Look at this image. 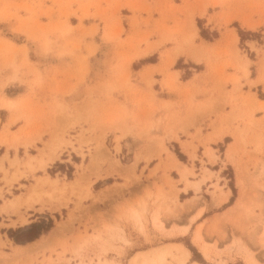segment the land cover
Segmentation results:
<instances>
[{"label":"rangeland","instance_id":"obj_1","mask_svg":"<svg viewBox=\"0 0 264 264\" xmlns=\"http://www.w3.org/2000/svg\"><path fill=\"white\" fill-rule=\"evenodd\" d=\"M153 1L0 0V71L9 70L1 86H33L42 99L23 103L29 127L0 147L6 154L0 164V264H128L130 255L116 244L127 242L114 222L125 193L140 200L157 193L154 216L161 209L167 223L183 225L189 208L206 207L207 199L220 204L229 191L228 201L205 212L211 216L195 230L206 254L193 243L195 232L190 240V234L163 238L158 231L162 241L182 243L149 249L147 264L159 248L166 250L161 264L178 262L179 245L193 247L192 259L201 262L194 264H264V0ZM208 4L218 11L208 13ZM145 61L159 63L132 70ZM32 65H41L43 74ZM178 133L187 139L180 147L168 142ZM126 140L128 152L122 150ZM45 177L59 186L77 179L76 188L48 195L49 183L38 184ZM181 180L194 193L178 194ZM205 181L211 185L201 190ZM34 185L37 193L27 199ZM15 197L17 209L4 211ZM35 203L48 210L28 211ZM49 220V230L63 226L41 233L42 242L29 248H18L9 236L11 229L27 237L36 230L32 223ZM111 222L95 237L88 233ZM174 231L169 234L181 233Z\"/></svg>","mask_w":264,"mask_h":264},{"label":"crops","instance_id":"obj_2","mask_svg":"<svg viewBox=\"0 0 264 264\" xmlns=\"http://www.w3.org/2000/svg\"><path fill=\"white\" fill-rule=\"evenodd\" d=\"M151 1L154 2L153 0H151ZM173 1L175 4L183 3V0H173ZM211 7H212L211 4H208V6H206V11L208 13H210L209 9ZM213 11H218V7H214ZM123 15L128 16L129 13H123ZM153 16L156 17V15H154V14H153ZM123 20L125 23L127 22V19H123ZM194 20H195V18H194ZM153 53H155V50L145 53L144 55H142L138 59L134 60V63L136 61H139L140 58H144L146 56L152 55ZM29 60L33 61L32 59H29ZM158 63H159V61H156V62L145 61V62H142L136 68H132V70L134 72L139 73V72L145 71L149 68L156 67ZM132 64H133V62H132ZM31 68H34L35 70H37L41 74H43V71H42L43 67L41 65L40 66L32 65ZM7 76H9V70L0 71V147L3 146V149H5V145H6L4 139L8 140V141L9 140L12 141L14 137H16V136L19 137L21 135V133L29 127V123L27 122L26 117H25L26 115L24 116L25 112H24V109L22 107L23 103H31L32 100L34 101L36 99L38 102H40V103L42 102L41 95L37 94V88H35L33 86L30 88L29 86L21 85L20 83H18L16 81L6 82L3 86H1L2 82L4 80H6ZM153 76L155 79H158L156 74H154ZM250 79H254V76L251 77ZM137 85H139L142 88L144 87L143 83L138 81V80H137ZM2 94H4V95L2 96ZM65 97H66L65 100L69 101V102H73L76 100V98L73 96H65ZM162 99H165V101H167L170 98L168 99V96H163ZM6 104H10L11 107H6ZM189 131L192 132L193 130H189ZM178 136H179V139L177 141L175 140V138H171L170 140H168V142L169 143L176 142L177 146L180 147V145H181L180 142L185 141L187 139L184 137V133H178ZM41 138L42 139H49L47 134H43ZM218 141L219 140L215 141V143L217 144ZM230 142H232V141H230ZM129 143H131V142H129L128 140H126V142L122 143V150L123 151L125 150L126 152H128L129 149H128V146L126 144H129ZM34 145L38 146V147L42 146L41 141H39V140H35ZM135 145H138V142ZM30 148H33V146L30 145L28 149H30ZM19 149H23V146H21V144L17 145V150H19ZM132 149H134V147ZM132 149H130L131 158L133 157L132 154L134 151ZM198 150H200V147H198ZM225 150H226V148H225ZM11 152H14L13 147H9V149H8V153L10 154ZM143 153H146V149L143 151ZM4 154L5 153H3L2 155H4ZM63 154L65 156H67L66 152H64ZM153 159H155V158H152L151 161H154ZM64 160H67V157ZM143 162H144L143 160H139L137 163V168L141 167L143 165ZM189 164H190V161L188 160L185 164L187 166V168H190ZM145 173H147V171H145ZM19 183L30 184L31 182H20L19 181ZM205 185L206 186L208 185L210 187L211 184H209V181H205L204 183L201 184V190H204ZM14 187L17 188L18 186H14ZM177 188L179 189L178 194H180V192L181 193H187L188 190L193 191L192 187H186V189L184 190V181H182V180L177 182ZM227 191L228 190L226 188H223V192H227ZM193 193H194V191H193ZM193 193L190 196L185 197L184 201L190 200L193 197ZM155 195L151 196L152 198L149 200L146 198H143L140 200L139 198H137L135 196H130L127 193H125L123 195V198H120V200H119L120 202L124 203V206L120 210L119 214L116 215L117 217L115 218L114 222L119 223V226L123 232V237L127 243L118 242L116 244H118L123 249L124 255H130L129 258L133 257L137 253H144V252L148 251L149 249H153L156 247H160V246H164V245H168V244H180V243H182V242L177 241V240H171V241H164L163 240L162 241L161 237H160L161 235H159L158 231L164 232L165 236L163 238L175 237V236L176 237H184V236H186V234L187 235L190 234V240H191L192 234L195 232V230L200 225L203 226L202 224H203L204 220L206 221L207 218H209L211 216V214L205 216V212L209 211L213 207H219L221 204L228 201L229 196H230V191L227 194L226 200L220 204L211 205V202L208 201V199H207L206 207L202 206V205H196V206L189 208L188 211L185 214H183L181 217L183 222H184L183 225L178 224L177 222H172V221H169V223H167L168 220L163 218L164 217L163 211L161 209L158 210L157 218H158V221L161 222V224L163 225L162 228L156 226V224L158 222L153 220V217L155 215V211H157L156 210L157 205L160 201V200H156V203L152 204V201L155 198ZM177 199H178V197H177ZM184 201H182V202H184ZM143 205L145 207L144 210H142V208H141ZM98 206L101 207L100 204H98ZM39 208H40L39 204L35 203L33 205V209L30 208V209H28V211H33L34 213H42V212H45L48 210V209H46V207H45V209H42V210H39ZM140 208H141V210H140ZM134 209L136 210L137 213H139V215L135 214V212L133 211ZM199 209H200V212H199ZM214 213H216V212H214ZM113 214H115V212H112V215ZM112 215H109L104 219L109 221L113 217ZM39 216H35L34 218H31L30 221L37 220ZM100 222H101V219L99 218V224L102 225V223H100ZM114 222H111L109 224H105V225H103V227L99 226V228H96V231H93V232H92V229L89 228L88 233H92L93 237H95L98 230H101L102 232H104L106 227L111 226ZM172 223L177 224L179 226H181V225L185 226L186 227L185 233L169 234V232H175L173 229ZM79 228H81V227H79ZM53 229H54V227L48 231L49 233L48 232L47 233L50 234V232ZM42 233H44V232H42ZM45 235L46 234H40V236H38L34 240L28 241V242L23 243V244L15 243L14 245L17 247L21 246L23 248H29L34 243H41L42 241H41L40 237L45 236ZM94 241H97V239H94ZM191 255H192V252L190 250H188V255H187L186 260L183 264H194V261L199 262L196 259H192ZM127 259L128 258H126V260ZM166 260H169L168 256L166 257ZM228 260L229 259H226L227 262L230 261V260L229 261ZM231 262H233V261H231ZM199 263H201V262H199ZM173 264H179V263L175 262Z\"/></svg>","mask_w":264,"mask_h":264},{"label":"bare ground","instance_id":"obj_3","mask_svg":"<svg viewBox=\"0 0 264 264\" xmlns=\"http://www.w3.org/2000/svg\"><path fill=\"white\" fill-rule=\"evenodd\" d=\"M6 157V154H4V155H1L0 156V164L3 162V159ZM174 162L175 161H173V164H174ZM41 164H40V166H43V164L44 163H42V162H40ZM176 163H177V161H176ZM181 164V163H180ZM180 164L178 163V165L180 166ZM177 165V164H176ZM175 166V165H174ZM176 167V166H175ZM181 167V166H180ZM79 178H80V176H78ZM40 179V178H39ZM77 181V179H75V181L73 180V182L71 183V184H68V186L66 185V184H64V185H61V186H59V185H57V184H55V181H53V180H50V178H48V177H45V178H42V179H40L39 180V183L38 184H41V183H49V186H50V192H48V195H50L51 193H53V192H64L65 190H71L72 188H76V182ZM38 184H37V186H38ZM70 185V186H69ZM73 185H75L74 187H73ZM77 185H78V183H77ZM37 186H33L32 187V189H31V192H29V194H28V197H26L27 199H29L30 197H31V194L34 192V193H37V191H36V189H37ZM196 188H199L198 187V185L196 186ZM16 199L14 200V199H12V200H10L8 203H6V207L5 208H3L4 209V211H5V209L7 208V207H9V208H12L13 210L12 211H14V210H16L17 209V205L19 204V198L18 197H15ZM226 198V197H225ZM224 200V199H223ZM192 201V200H191ZM193 203V202H192ZM43 208H45L44 206L43 207H40L39 208V210H42ZM47 208V207H46ZM142 208V210H144V205L141 207ZM141 208H140V210H141ZM137 209V208H136ZM134 212H135V214L136 215H139V213H137L136 212V210L134 209L133 210ZM138 211V210H137ZM140 212V211H139ZM198 212V211H197ZM199 212H200V209H199ZM142 213V212H141ZM19 216V220H20V222L22 223V224H25L27 221H26V218L25 217H23L21 214H18ZM18 220V221H19ZM154 220H157V217L156 216H154ZM160 224H161V222H160ZM63 226V224H61L60 222H58L57 223V225H56V227L50 232V235L51 234H54L58 229H60L61 227ZM173 229H178L179 230V232H181V233H184L185 231H186V227L184 226V227H181V226H177V228H176V226L175 227H173ZM173 231V230H172ZM178 232V231H177ZM99 237V236H98ZM100 238V237H99ZM1 241V240H0ZM235 242V241H234ZM193 243L194 244H196V245H199V247L201 248V251L204 253V254H206V244H205V242L202 240V236L199 234V232H195V234H194V237H193ZM236 244V243H235ZM181 245H179V246H177L178 248H177V250H178V255H176L175 257H174V260H178V262L180 261V263L181 262H183L185 259H186V257H187V255H188V250L186 249V248H183V246H181ZM81 245L79 244V246H78V249H81ZM18 248H20V247H18ZM151 252H153L154 253V255H155V259L156 260H150L151 262L153 261V263H151V262H148V264H161V261L162 260H164L165 259V253H166V250H165V248H159V249H155V250H151ZM150 252V253H151ZM140 254L141 253H137V254H135L133 257H131L130 258V260H129V262H128V264H147V260L148 259H146V257H147V254L148 253H146V254H144L143 253V255L141 254V256H142V260H140ZM151 255V254H150ZM205 257V256H204ZM176 258V259H175ZM102 263L103 264H118V263H110V262H106V260H103L102 261ZM252 263V262H251ZM196 264V263H195Z\"/></svg>","mask_w":264,"mask_h":264},{"label":"trees","instance_id":"obj_4","mask_svg":"<svg viewBox=\"0 0 264 264\" xmlns=\"http://www.w3.org/2000/svg\"><path fill=\"white\" fill-rule=\"evenodd\" d=\"M240 32V31H239ZM232 202V197L230 198L228 204H230ZM52 224H51V220H49L47 223H43L42 221H39V222H36V223H32L30 225V229L32 228H36V230L32 233V234H29L27 237H19V236H13L11 233H12V230L9 229V236L13 238L14 242L17 243V244H23V242H28V241H31V240H34L35 238H37L42 232H46L48 231L50 228H51ZM20 233L23 232V230H20L19 231ZM188 248L193 251V247L192 246H188Z\"/></svg>","mask_w":264,"mask_h":264}]
</instances>
